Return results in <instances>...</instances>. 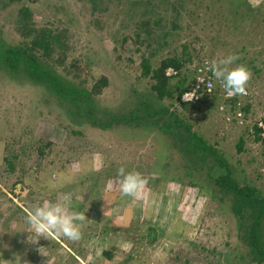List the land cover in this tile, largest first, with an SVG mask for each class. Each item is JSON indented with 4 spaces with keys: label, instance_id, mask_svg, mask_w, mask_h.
I'll return each instance as SVG.
<instances>
[{
    "label": "rangeland",
    "instance_id": "374dc122",
    "mask_svg": "<svg viewBox=\"0 0 264 264\" xmlns=\"http://www.w3.org/2000/svg\"><path fill=\"white\" fill-rule=\"evenodd\" d=\"M233 1L227 17L207 21L205 11L197 17L195 5L214 0L0 2V43L31 46L78 89L94 91L97 80L109 78L108 86L96 88L92 120L31 79L0 75V264H15L17 257L20 264H257L208 175L221 168L211 157L187 160L173 141L171 120L154 123L165 109L192 124L241 184H256L264 195V137L254 129L264 123V0ZM160 11L166 19L150 35L143 28L137 43L138 25ZM176 11L182 19L171 29ZM36 30L60 35L56 54L31 44ZM230 54L238 57L232 67L251 73L235 110L219 81L213 77L210 97L204 85L206 66ZM171 58L181 62L166 72L173 98L159 99L143 73L145 61L158 67ZM186 92L201 98L184 101ZM234 95L228 101L241 96ZM140 101L161 111L139 122L155 127L106 126L131 117ZM121 166L146 180L138 197L122 195ZM45 202L85 214L81 240L50 232L32 243L25 218Z\"/></svg>",
    "mask_w": 264,
    "mask_h": 264
},
{
    "label": "trees",
    "instance_id": "16d2710c",
    "mask_svg": "<svg viewBox=\"0 0 264 264\" xmlns=\"http://www.w3.org/2000/svg\"><path fill=\"white\" fill-rule=\"evenodd\" d=\"M7 2L8 6L12 4L19 3L23 0H4ZM100 0H88L90 4L96 6L97 2ZM2 2V0H0ZM214 3H202L200 5H195L194 13L197 14V17H201V12L205 11L206 21L209 19H224L231 12V8L233 6L234 1L231 0H214ZM241 6L238 4L236 7ZM158 7V5H157ZM161 7L159 6V9ZM145 9V8H144ZM236 9V8H235ZM26 10V9H25ZM24 10V11H25ZM128 11V10H127ZM130 11V9H129ZM183 12V10H182ZM198 12L200 13L198 15ZM202 13V14H205ZM161 15H165L160 11L158 15L159 18L154 19L152 17L151 20L148 19L143 24L138 25V31H136L135 36L137 38V43H139V37L143 34L140 33L141 30L146 28L147 35H150L153 30H150L151 27H155L160 25L164 18ZM128 16V15H127ZM124 18V22L126 17ZM155 16V15H154ZM170 18V17H169ZM181 18V14L179 11H176V16L174 17L172 22L171 29L179 28V20ZM169 23V24H170ZM198 23L204 24V20L198 21ZM144 28V29H143ZM35 38L31 42L34 47H37L43 51L46 55L56 54L58 51V46L54 45V43L59 38V34H53L51 31L40 32L38 30ZM168 34H170L168 32ZM128 39L126 36L124 41ZM123 42V41H122ZM165 42V40H164ZM34 48L28 45L19 47V46H9L3 43H0V75H5L6 77L12 79H22V80H32L33 84L45 86L50 89L53 93H55L58 98L62 99L64 102L71 104L76 107H80L79 110L81 115L88 117L92 120H95V116H92V113L97 108V104L95 103V95L96 92H100L96 90V88L109 85V78L106 76H102L97 82H95L93 89L94 91L84 89H78V87H74L72 85L65 84L58 76H56L50 66L42 60L41 57L37 56L33 52ZM181 62L177 60L164 59L161 61L160 66L152 67L145 61V72L144 75L153 80V89L155 90L156 96L159 99H163L165 96H169L173 98L174 91L168 89V85H170V78L166 76V72L168 68H180ZM189 86L184 87V89L180 90L181 93H184L188 90ZM181 97V96H180ZM239 98V97H238ZM237 98V99H238ZM209 99V98H208ZM234 100H226V104H232V107L236 108V102L240 101ZM242 103V101H240ZM64 104V103H62ZM138 108L136 111L131 113L130 116H123L120 118H114L110 120V122L106 123L107 125L114 123H129L135 124L141 128H146L147 126L155 127L154 124L150 125H142L139 122H143L145 115L147 113L148 116L152 118H156L158 113L161 111L156 109L149 108L148 102L140 101ZM65 105V104H64ZM85 111V112H84ZM164 119V123L168 119L171 121L170 129L171 135L173 136V141L177 143L178 149L182 152V155L189 159H201L205 160L208 158H212L222 171H219L215 174H208L209 177L214 181V188H218V191L222 194V198L226 204L229 205L230 209L234 213L238 221V227L240 231V237L248 242V245L251 249L252 261L257 264H261L264 262V195L263 191L257 188L256 184L253 183H244L241 184L236 177L234 176V172L232 170L231 164L219 156L218 151L207 144V142L203 139L198 132L193 131V125L188 124L186 122H182L179 120V117L175 113L169 112V110H162L161 119L155 121V124H159V126H163L160 124L161 120ZM258 124L255 123L254 129L256 133H260ZM165 127V126H164ZM189 158V159H188ZM216 175V176H215ZM227 198V200H226Z\"/></svg>",
    "mask_w": 264,
    "mask_h": 264
},
{
    "label": "clouds",
    "instance_id": "9594fccd",
    "mask_svg": "<svg viewBox=\"0 0 264 264\" xmlns=\"http://www.w3.org/2000/svg\"><path fill=\"white\" fill-rule=\"evenodd\" d=\"M237 59L236 55L230 54L219 60L213 59L210 63V71L215 80L220 82L226 96L246 93V84L251 73L244 65L232 67ZM192 93L186 92L183 99L188 101L187 97ZM117 178L120 180L122 195L133 198L141 194L146 183L139 172L127 171L124 166L117 170ZM85 219L86 216L83 212L79 210L67 211L65 206L59 202L51 204L45 202V204L35 207L25 218L30 229V236L34 235L36 237V240L32 243L50 232L66 237L71 241H79L82 239L80 222L85 221ZM15 264H20L19 257H17Z\"/></svg>",
    "mask_w": 264,
    "mask_h": 264
},
{
    "label": "built area",
    "instance_id": "2783aa9c",
    "mask_svg": "<svg viewBox=\"0 0 264 264\" xmlns=\"http://www.w3.org/2000/svg\"><path fill=\"white\" fill-rule=\"evenodd\" d=\"M210 66V65H209ZM206 74V76H207V79H206V82L204 83V85H205V88H206V92H207V96L208 97H210L212 94H213V91L215 90V85H214V78H213V76H212V73H211V71H210V67H207L206 66V69H205V72H204V75ZM201 82H204V79H202V81ZM201 86V84H199L197 87H200ZM247 95V93H245V94H241V96H240V101H242V99L245 97ZM203 97V96H202ZM235 97V95H232V96H226V98H228V99H232V98H234ZM200 99L201 98V96L199 97V96H197L196 94H195V92H193L190 96H188L187 97V99H188V101L189 102H192L193 101V99ZM184 100V99H183ZM185 101V100H184ZM239 105H240V103H239ZM259 128H260V131H261V135L264 137V123H260L259 125Z\"/></svg>",
    "mask_w": 264,
    "mask_h": 264
}]
</instances>
